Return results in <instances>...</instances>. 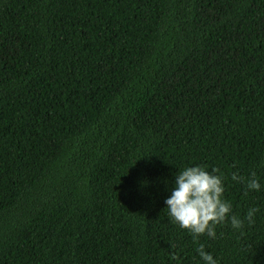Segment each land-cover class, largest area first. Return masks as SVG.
I'll list each match as a JSON object with an SVG mask.
<instances>
[{
	"label": "trees",
	"instance_id": "16d2710c",
	"mask_svg": "<svg viewBox=\"0 0 264 264\" xmlns=\"http://www.w3.org/2000/svg\"><path fill=\"white\" fill-rule=\"evenodd\" d=\"M194 166L232 205L196 242L165 204ZM201 244L264 264V0H0V264H205Z\"/></svg>",
	"mask_w": 264,
	"mask_h": 264
},
{
	"label": "clouds",
	"instance_id": "9594fccd",
	"mask_svg": "<svg viewBox=\"0 0 264 264\" xmlns=\"http://www.w3.org/2000/svg\"><path fill=\"white\" fill-rule=\"evenodd\" d=\"M217 173H219L217 168L209 172L201 166L181 170L176 175L175 186L170 197L165 200L171 221L182 230L188 231L194 242L204 234L214 239L215 228L224 223L232 212V205L223 199L224 177ZM231 180L243 184L247 190H260V184L254 172L251 173L250 178L232 173ZM257 211H259L258 208L249 209L245 217L249 225L254 223L253 217ZM243 225V220L235 215L231 216L233 229H240ZM196 251L205 264H217L212 255L205 252L204 245H199ZM172 259H177V256L173 254Z\"/></svg>",
	"mask_w": 264,
	"mask_h": 264
}]
</instances>
